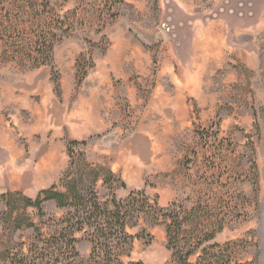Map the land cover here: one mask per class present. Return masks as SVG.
<instances>
[{"label":"rangeland","instance_id":"obj_1","mask_svg":"<svg viewBox=\"0 0 264 264\" xmlns=\"http://www.w3.org/2000/svg\"><path fill=\"white\" fill-rule=\"evenodd\" d=\"M72 175L102 202L200 207L194 234L223 221L208 261L264 264V0H0V195ZM44 211L47 234L67 210ZM128 232L124 264L170 260L162 224ZM33 236L0 223L1 246Z\"/></svg>","mask_w":264,"mask_h":264},{"label":"trees","instance_id":"obj_2","mask_svg":"<svg viewBox=\"0 0 264 264\" xmlns=\"http://www.w3.org/2000/svg\"><path fill=\"white\" fill-rule=\"evenodd\" d=\"M48 47L51 48V45ZM78 144V141L70 142L71 147ZM71 153L74 154L73 151ZM80 154L83 156V153ZM85 166L90 168L91 165L86 163ZM90 171L93 174L92 184L99 174L94 172V169ZM111 174L109 172L108 176ZM68 178L61 182L63 189L52 185L41 190L35 198L13 191L0 195L4 204L0 223L13 232L32 229L34 233L26 243H15L11 247L1 246L0 243V264H124L119 256L124 250H128L133 240L138 237L130 234L128 228L136 225L140 218H148L150 223L162 224L165 227L171 258L164 264L219 262L218 258L217 263L206 259L207 249L219 246L214 244L205 247L204 244L221 231L223 221L212 231L201 229L194 234L191 226L200 207L186 210L177 202L167 207L152 205L141 191L131 192L124 199H118L113 194L110 199L102 202L94 189H80V175ZM49 201H53L59 208L66 209L67 213L61 219L54 220L52 230L46 234L42 232L41 226L30 218L27 209H34L38 217L43 219L46 217L44 204ZM79 233H82L91 245L87 258L81 257L76 247ZM197 253L200 255L194 262L191 261ZM226 262L233 264L230 257Z\"/></svg>","mask_w":264,"mask_h":264}]
</instances>
